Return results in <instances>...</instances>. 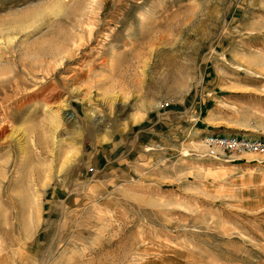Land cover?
Wrapping results in <instances>:
<instances>
[{"label": "rangeland", "instance_id": "1", "mask_svg": "<svg viewBox=\"0 0 264 264\" xmlns=\"http://www.w3.org/2000/svg\"><path fill=\"white\" fill-rule=\"evenodd\" d=\"M0 128V264H264V0H0Z\"/></svg>", "mask_w": 264, "mask_h": 264}, {"label": "built area", "instance_id": "2", "mask_svg": "<svg viewBox=\"0 0 264 264\" xmlns=\"http://www.w3.org/2000/svg\"><path fill=\"white\" fill-rule=\"evenodd\" d=\"M203 144L211 155H214L216 149L228 154L264 155V138H248L238 134H208L204 136Z\"/></svg>", "mask_w": 264, "mask_h": 264}, {"label": "bare ground", "instance_id": "3", "mask_svg": "<svg viewBox=\"0 0 264 264\" xmlns=\"http://www.w3.org/2000/svg\"><path fill=\"white\" fill-rule=\"evenodd\" d=\"M98 7V6H97ZM91 8V7H90ZM92 9V8H91ZM16 93V92H15ZM7 122V121H6ZM1 129V128H0ZM2 133V132H1Z\"/></svg>", "mask_w": 264, "mask_h": 264}]
</instances>
